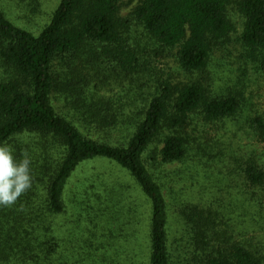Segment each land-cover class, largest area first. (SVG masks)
Listing matches in <instances>:
<instances>
[{
	"label": "trees",
	"instance_id": "obj_1",
	"mask_svg": "<svg viewBox=\"0 0 264 264\" xmlns=\"http://www.w3.org/2000/svg\"><path fill=\"white\" fill-rule=\"evenodd\" d=\"M232 1L144 0L123 18V0H60L38 35L0 8V144L17 160L26 153L33 177L15 204L0 207V264H63L56 222L67 213L75 173L97 160L125 170L148 200L146 264H264L260 249L219 230L220 215L210 207L167 201L166 190L175 191L161 169L205 164L206 145L220 143L207 128L241 109L237 95L212 89L204 74L234 30ZM236 7L244 18L243 51L264 75V0H238ZM165 56L204 78L176 85L160 78L145 101L143 76ZM115 84L139 100L108 96ZM253 127L264 142V118ZM82 128L118 136L93 139ZM244 173L252 185H264V171L250 165ZM176 207L182 232L170 228ZM127 225L138 242L140 229L131 218Z\"/></svg>",
	"mask_w": 264,
	"mask_h": 264
},
{
	"label": "rangeland",
	"instance_id": "obj_2",
	"mask_svg": "<svg viewBox=\"0 0 264 264\" xmlns=\"http://www.w3.org/2000/svg\"><path fill=\"white\" fill-rule=\"evenodd\" d=\"M143 1L123 0L121 17H128ZM236 1L233 0L228 7L234 30L225 44L217 48L204 74L212 89L237 95L241 109L235 118L207 128L209 137L218 138L220 143L206 145L209 155H202L205 164L201 161L195 166L186 161L161 169L167 182H170L168 187L175 191L172 194L171 190H166L167 201L180 206L186 202L210 207L220 215L221 232L229 231L235 239L250 242L264 253V185H252L244 173L250 165L264 171V142L253 127L255 118H264V75L258 70L257 60L248 59L243 51L240 37L244 18L237 10ZM59 2L0 0V8L15 25L38 35L49 23ZM2 77L0 69V79ZM160 78L176 85L204 78V75L185 73L174 57L160 58L155 67L143 76V82L148 85L143 93L145 101L150 98V86L156 85ZM124 87L115 84L113 92L106 94L119 99L123 96ZM141 92L142 89L139 90L140 96ZM123 99L128 102L139 100L138 95L133 93L123 96ZM62 101L59 97L55 102L58 111L64 110ZM82 131L93 139L112 137L115 140L118 136L117 132L106 137L95 129L89 131L82 128ZM92 184L97 192L95 195L90 188ZM111 187L114 190L112 195L106 190ZM67 205V213L56 222L59 239L63 241V264L147 263L150 206L125 170L102 160L84 164L70 184ZM101 206L103 216L100 214ZM180 213L181 208H173L170 225L173 232L183 231L179 222ZM130 218L140 229L138 242L130 236L131 225H127Z\"/></svg>",
	"mask_w": 264,
	"mask_h": 264
},
{
	"label": "clouds",
	"instance_id": "obj_3",
	"mask_svg": "<svg viewBox=\"0 0 264 264\" xmlns=\"http://www.w3.org/2000/svg\"><path fill=\"white\" fill-rule=\"evenodd\" d=\"M31 160L26 153L19 160L5 143L0 144V207H8L31 188Z\"/></svg>",
	"mask_w": 264,
	"mask_h": 264
}]
</instances>
